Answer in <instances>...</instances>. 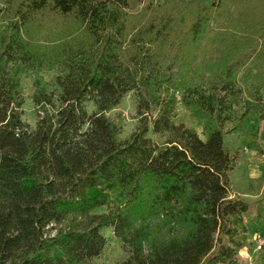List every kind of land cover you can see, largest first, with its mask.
<instances>
[{
	"label": "trees",
	"instance_id": "obj_1",
	"mask_svg": "<svg viewBox=\"0 0 264 264\" xmlns=\"http://www.w3.org/2000/svg\"><path fill=\"white\" fill-rule=\"evenodd\" d=\"M141 1L0 0V264H97L106 229L120 264H239L251 201L231 197L226 136L264 152V0ZM212 38L225 51L198 61ZM129 93L138 122L122 137L108 113ZM179 101L205 138L176 120Z\"/></svg>",
	"mask_w": 264,
	"mask_h": 264
},
{
	"label": "rangeland",
	"instance_id": "obj_2",
	"mask_svg": "<svg viewBox=\"0 0 264 264\" xmlns=\"http://www.w3.org/2000/svg\"><path fill=\"white\" fill-rule=\"evenodd\" d=\"M156 4H162L165 0H152ZM209 2L211 0H205ZM150 2V0H142L141 3L137 6V11L142 8L143 5H146ZM70 26V25H67ZM73 33L67 38L72 40L74 38H86L85 35L81 33L79 29H76L74 26H70ZM65 25L62 24L61 20H57L52 23L45 34L46 39L51 38L53 35L62 34V32L66 31ZM36 33V32H35ZM34 33V34H35ZM38 33V32H37ZM69 34V33H67ZM65 35V34H64ZM213 35V33L211 34ZM37 37V36H36ZM61 37V35H58ZM42 42H47L46 40H42ZM58 42V41H56ZM226 49V42H221L220 40L214 41L212 38L211 41L208 39L204 40L201 49L196 53L198 57V61H201L206 54L210 56L212 59H218L222 52ZM249 66V64L247 65ZM246 67H243L244 69ZM176 69L173 68L169 72H173ZM45 78L49 79L52 76V73L44 74ZM35 74L29 73L23 79V87L26 95V102L24 104V115L23 121L30 128H34L38 119L39 114L35 109V105L32 101V94L34 92L33 87V79ZM177 96L179 94L177 93ZM88 108L90 111L93 110V105L91 103L88 104ZM136 103L134 101L133 95L131 93L127 94L121 104L111 110L108 113V116L116 121L122 122L123 124V132L122 137L127 136L131 133L136 125ZM154 110L151 111V114H154ZM176 120L183 121L186 125L193 127L198 134L205 138L204 129L200 126L194 119L191 117L189 111L185 108L181 101L178 102L176 106ZM253 126V122L247 118L245 121V130L251 129ZM149 137H151L154 141L160 140V136L155 134L153 131V124H150ZM246 135H228L226 136V142L229 148L232 149L233 154L236 156L237 165L234 170L230 172L231 182V197L242 196L251 201V206L249 212L245 215V221L249 228V236L247 246L244 247L239 253V264H264V251L256 252L254 250L256 240L264 235V219L255 220L256 216V202L254 200L258 199L261 196L264 199V180H257L255 176H264V152L253 151L250 149L248 145L245 143ZM259 142L262 144L264 148V122L262 123L260 129V139ZM259 182H262L259 184ZM264 203V200H263ZM105 211V208L98 209L95 213H100ZM60 225L55 223L50 224L46 228V235H54L59 228ZM105 235L108 238V242L106 248L102 254V256L97 259L95 262L97 264H120L126 257L127 254L121 247V244L115 239L114 234L111 229L105 230Z\"/></svg>",
	"mask_w": 264,
	"mask_h": 264
},
{
	"label": "built area",
	"instance_id": "obj_3",
	"mask_svg": "<svg viewBox=\"0 0 264 264\" xmlns=\"http://www.w3.org/2000/svg\"><path fill=\"white\" fill-rule=\"evenodd\" d=\"M254 250L257 252H262L264 251V235L263 236H260L256 242H255V247H254Z\"/></svg>",
	"mask_w": 264,
	"mask_h": 264
},
{
	"label": "crops",
	"instance_id": "obj_4",
	"mask_svg": "<svg viewBox=\"0 0 264 264\" xmlns=\"http://www.w3.org/2000/svg\"><path fill=\"white\" fill-rule=\"evenodd\" d=\"M250 130V129H249ZM260 145L262 146V144L260 143ZM263 148V146H262ZM264 149V148H263ZM257 180H264V176H255ZM263 189V188H262Z\"/></svg>",
	"mask_w": 264,
	"mask_h": 264
}]
</instances>
